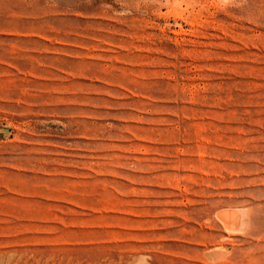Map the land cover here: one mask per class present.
Returning <instances> with one entry per match:
<instances>
[{
  "label": "rangeland",
  "instance_id": "1",
  "mask_svg": "<svg viewBox=\"0 0 264 264\" xmlns=\"http://www.w3.org/2000/svg\"><path fill=\"white\" fill-rule=\"evenodd\" d=\"M0 264H264V0H0Z\"/></svg>",
  "mask_w": 264,
  "mask_h": 264
},
{
  "label": "water",
  "instance_id": "2",
  "mask_svg": "<svg viewBox=\"0 0 264 264\" xmlns=\"http://www.w3.org/2000/svg\"><path fill=\"white\" fill-rule=\"evenodd\" d=\"M7 130V129H6Z\"/></svg>",
  "mask_w": 264,
  "mask_h": 264
}]
</instances>
